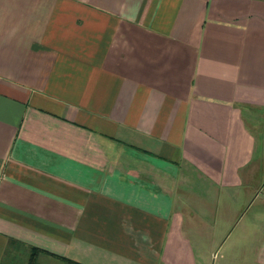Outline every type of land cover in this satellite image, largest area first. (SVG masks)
Instances as JSON below:
<instances>
[{
    "label": "crops",
    "instance_id": "0c3cea01",
    "mask_svg": "<svg viewBox=\"0 0 264 264\" xmlns=\"http://www.w3.org/2000/svg\"><path fill=\"white\" fill-rule=\"evenodd\" d=\"M264 264V0H0V264Z\"/></svg>",
    "mask_w": 264,
    "mask_h": 264
},
{
    "label": "trees",
    "instance_id": "16d2710c",
    "mask_svg": "<svg viewBox=\"0 0 264 264\" xmlns=\"http://www.w3.org/2000/svg\"><path fill=\"white\" fill-rule=\"evenodd\" d=\"M33 260H34V257L32 256V258L29 261V264H33Z\"/></svg>",
    "mask_w": 264,
    "mask_h": 264
}]
</instances>
